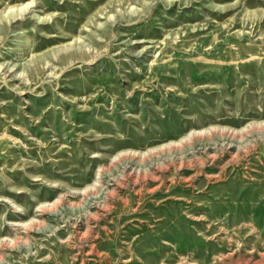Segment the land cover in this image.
I'll return each mask as SVG.
<instances>
[{
	"label": "rangeland",
	"instance_id": "374dc122",
	"mask_svg": "<svg viewBox=\"0 0 264 264\" xmlns=\"http://www.w3.org/2000/svg\"><path fill=\"white\" fill-rule=\"evenodd\" d=\"M0 264H264V0H0Z\"/></svg>",
	"mask_w": 264,
	"mask_h": 264
},
{
	"label": "water",
	"instance_id": "95a60500",
	"mask_svg": "<svg viewBox=\"0 0 264 264\" xmlns=\"http://www.w3.org/2000/svg\"><path fill=\"white\" fill-rule=\"evenodd\" d=\"M186 139H189V136H188V137H186Z\"/></svg>",
	"mask_w": 264,
	"mask_h": 264
}]
</instances>
